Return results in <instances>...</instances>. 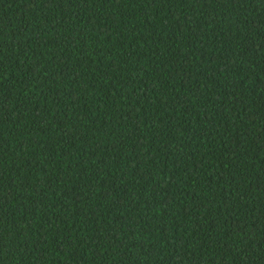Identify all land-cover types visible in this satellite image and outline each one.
<instances>
[{
	"label": "trees",
	"instance_id": "trees-1",
	"mask_svg": "<svg viewBox=\"0 0 264 264\" xmlns=\"http://www.w3.org/2000/svg\"><path fill=\"white\" fill-rule=\"evenodd\" d=\"M0 264H264V0H0Z\"/></svg>",
	"mask_w": 264,
	"mask_h": 264
}]
</instances>
